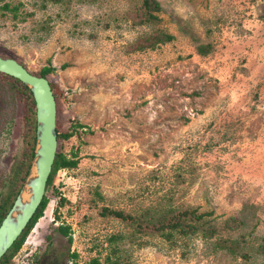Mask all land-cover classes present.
Segmentation results:
<instances>
[{"label": "rangeland", "instance_id": "374dc122", "mask_svg": "<svg viewBox=\"0 0 264 264\" xmlns=\"http://www.w3.org/2000/svg\"><path fill=\"white\" fill-rule=\"evenodd\" d=\"M157 1L145 21L141 0H0V56L50 65L57 128L83 125L58 142L77 166L55 172L10 264H264V0ZM155 30L173 38L131 48ZM21 88L0 76V203L36 127ZM102 206L195 208L215 231L135 233Z\"/></svg>", "mask_w": 264, "mask_h": 264}, {"label": "trees", "instance_id": "16d2710c", "mask_svg": "<svg viewBox=\"0 0 264 264\" xmlns=\"http://www.w3.org/2000/svg\"><path fill=\"white\" fill-rule=\"evenodd\" d=\"M141 4L138 10V13L144 14L143 18L145 21H151L153 19H156V12L160 9L159 2L157 0H141ZM4 7L7 8L8 4L5 3ZM142 16V15H141ZM141 18V19H143ZM173 36L169 33H165L162 31L155 30L151 34H148L146 36H143L136 40V43L132 49H143L148 47H154L159 43L166 42L170 39H172ZM208 46H197L196 50L200 54H204L206 51H208ZM52 67L45 66L41 68L39 75L45 77L46 74H48L51 71ZM0 76L4 79H9V82L11 84H17L19 83L22 87L21 89L27 90V93L32 101V108L35 111V102L33 99L32 92L30 89L22 83L19 79L12 77L10 75H7L5 73L0 72ZM50 87L52 90V93L56 100V93H57V87L54 86L52 83H50ZM56 103V102H55ZM82 124H79L78 122L75 123L72 126V130L67 131H59V129L56 126V139H57V145L58 142L62 139H68L70 136L73 135L75 130H77L78 127H82ZM35 130L36 127L33 125V128H29L26 131L25 135H29L30 143L28 145V150L24 152L23 155V162L19 166L20 169V183L22 182L23 178L27 175L31 160L33 158V150H34V140H35ZM78 158L75 153H72L69 157L66 156L63 152L56 150L55 157L52 163L51 171L48 176V179L46 181V187L45 190L48 189L53 183V178L55 175V172L58 169L62 168H73L77 166ZM20 186V184H19ZM18 186V187H19ZM18 192V188H16L14 191H11L6 194L4 199L1 200L0 203V222L5 216V214L10 209L16 195ZM97 193V192H96ZM98 197H100V194H98ZM61 198V197H60ZM64 198H61V201L63 202ZM48 202L47 196L44 195L42 198L39 206L37 207L36 211L30 218L29 222L27 223L26 227L22 230L20 235L16 238V240L13 242V244L7 249V251L0 257V264H10L12 256L15 254V252L20 248L22 243L25 240L26 235L30 231V229L33 227L34 223L37 221L39 217L43 215V211L46 207V204ZM100 215L104 216H112L114 218H117L124 223H126L129 227L132 228L133 232H148L150 231H158L160 235H163L166 237V239L171 238L172 232L177 231L178 234L181 236H192L198 232H200L203 236H211L214 233V226L208 224L206 220L203 219L204 213H199L196 211L195 208H183L172 211L171 208H169L167 211H152L150 209H146L141 214H131L126 213L121 209H115L107 206H102L100 208ZM235 220V218L229 219L230 221ZM236 221V220H235ZM56 229L63 233L64 235H67L68 241H71V234L69 233L70 227L68 225H58L56 226ZM123 237L120 233L112 234L109 237L110 243H113L112 252L116 255V258H118V252L119 248L117 244H114L116 240H120ZM130 237V236H128ZM46 238L48 241L50 240V236L47 235ZM50 242V241H49ZM222 245L225 247H229L230 251L234 250V247L231 245H228L227 242L224 240L222 241ZM264 248V247H263ZM76 254L73 253L72 256H75ZM116 260H110V264H116ZM71 264H77L76 262H71ZM89 264H99V261L94 258L90 261Z\"/></svg>", "mask_w": 264, "mask_h": 264}, {"label": "water", "instance_id": "95a60500", "mask_svg": "<svg viewBox=\"0 0 264 264\" xmlns=\"http://www.w3.org/2000/svg\"><path fill=\"white\" fill-rule=\"evenodd\" d=\"M0 72L19 79L32 92L36 130L33 158L23 185L0 222V257L13 244L45 195L57 150L56 103L46 77L29 72L16 59L0 56ZM25 195V196H24Z\"/></svg>", "mask_w": 264, "mask_h": 264}, {"label": "flooded vegetation", "instance_id": "af4514ba", "mask_svg": "<svg viewBox=\"0 0 264 264\" xmlns=\"http://www.w3.org/2000/svg\"><path fill=\"white\" fill-rule=\"evenodd\" d=\"M35 264H40V261H39V262H37V263H35Z\"/></svg>", "mask_w": 264, "mask_h": 264}, {"label": "bare ground", "instance_id": "6f19581e", "mask_svg": "<svg viewBox=\"0 0 264 264\" xmlns=\"http://www.w3.org/2000/svg\"><path fill=\"white\" fill-rule=\"evenodd\" d=\"M25 196V195H24Z\"/></svg>", "mask_w": 264, "mask_h": 264}]
</instances>
